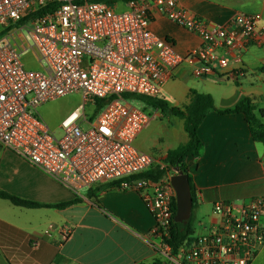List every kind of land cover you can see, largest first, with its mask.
I'll use <instances>...</instances> for the list:
<instances>
[{
    "label": "built area",
    "instance_id": "1",
    "mask_svg": "<svg viewBox=\"0 0 264 264\" xmlns=\"http://www.w3.org/2000/svg\"><path fill=\"white\" fill-rule=\"evenodd\" d=\"M125 7L96 0H0V145L75 197L116 181L137 191L154 219L155 247L170 264H251L264 246L261 197L213 203L215 221L207 231L171 254L174 171L135 148L150 114L123 96L160 98L183 63L196 79L223 72L227 53L264 48L263 18L237 14L230 26L215 27L176 0H131ZM154 12L196 36L200 46L180 56L171 40L151 32ZM243 74L239 68L228 77ZM72 95H80V105L50 129L40 107ZM153 166L165 171L161 180L126 181Z\"/></svg>",
    "mask_w": 264,
    "mask_h": 264
},
{
    "label": "crops",
    "instance_id": "2",
    "mask_svg": "<svg viewBox=\"0 0 264 264\" xmlns=\"http://www.w3.org/2000/svg\"><path fill=\"white\" fill-rule=\"evenodd\" d=\"M176 1L188 14L215 27L230 26L237 14H260L264 21V0ZM149 28L160 39L171 40L180 56L200 46L196 36L158 13L151 15ZM225 57L227 69L205 79L192 77L191 66L181 64L160 96L178 109L188 103L191 90L213 99L215 111L206 114L197 131L202 142L199 156L185 161L195 196L193 211L205 217L199 227L206 229L215 221L213 203L264 199V145L252 139L242 114L217 112L231 110L244 99L250 101L255 113L264 110V48L251 46L242 55L232 52ZM239 68H244L245 74L228 77ZM149 114L150 120L134 145L156 163L164 164L168 151L185 144L188 136L183 120L156 110ZM58 123L48 127L54 130ZM101 185L75 197L0 145V191L49 205L80 200L65 209H26L0 199V264H170L155 247L157 241L150 235L154 219L141 195L117 188L95 192ZM261 225L264 228V217ZM33 243L37 245L33 247ZM251 264H264V246Z\"/></svg>",
    "mask_w": 264,
    "mask_h": 264
},
{
    "label": "trees",
    "instance_id": "3",
    "mask_svg": "<svg viewBox=\"0 0 264 264\" xmlns=\"http://www.w3.org/2000/svg\"><path fill=\"white\" fill-rule=\"evenodd\" d=\"M103 2L113 8H119L125 5L131 0H96ZM124 99L137 101L144 104L146 107L152 110L159 111L164 116L177 117L183 120V129L188 136V141L185 144L179 145L173 150L168 151L167 156L164 160V164L168 170L178 168L181 172L188 175L186 159L188 157L197 158L199 152L202 148V142L198 137V128L203 121L206 114L210 111H215L213 104V99L210 95L198 93L195 90H191L188 94V103L183 106L182 109L173 108L168 105V103L162 98H147L141 96L124 95ZM102 104H98V108ZM144 109V108H143ZM148 111V109H144ZM219 114H242L248 123L249 130L252 139L256 142L262 143L264 145V110H260L255 113L254 108L248 99H244L239 102L233 109L228 111H217ZM165 175L164 170H160L158 166H153L146 172L140 173L133 177H130L126 181L133 183L135 181H151L157 182L161 180ZM188 180L190 184V192L193 201V208L191 217L186 225L179 223H174L173 218L175 216V200L172 202V218L170 226V236L167 240V244L170 247L172 255H176L178 250L182 245L193 239L195 236V229L193 227V209L195 207V196L191 188L190 176L188 175ZM121 189L119 182L106 183L95 189V192H101L108 189ZM0 199L8 201L11 205L16 207H22L26 209H40V208H54V209H65L74 204H77L80 200L79 198H74L73 200L57 204L49 205L37 202H32L24 200L17 196L8 194L6 192L0 191Z\"/></svg>",
    "mask_w": 264,
    "mask_h": 264
},
{
    "label": "rangeland",
    "instance_id": "4",
    "mask_svg": "<svg viewBox=\"0 0 264 264\" xmlns=\"http://www.w3.org/2000/svg\"><path fill=\"white\" fill-rule=\"evenodd\" d=\"M120 10H122V9H120ZM129 101L131 103L141 107V108L149 109L148 107H146L144 104H142L140 102L132 101V100H129ZM80 103H81L80 95H72V96H69L67 98L60 99L56 102L47 104V105L43 106L42 108H40L39 109L40 117L47 125L50 124L52 127H55V125L58 123V121L62 117H64L69 112L75 110L80 105ZM90 110H92L91 107H86V111H90ZM149 110H151V109H149ZM152 111H154V110H151V112ZM147 112L151 113L149 111H147ZM174 174H175V172L173 173V175ZM204 218L205 217L201 213L197 212L196 210L193 211V227L195 229V234H198L200 232H201V234H204L206 232V230H207L206 226L205 227H199L200 222H205ZM171 254H172V252H171Z\"/></svg>",
    "mask_w": 264,
    "mask_h": 264
},
{
    "label": "water",
    "instance_id": "5",
    "mask_svg": "<svg viewBox=\"0 0 264 264\" xmlns=\"http://www.w3.org/2000/svg\"><path fill=\"white\" fill-rule=\"evenodd\" d=\"M173 171L175 174L170 178V185L175 192V216L173 221L174 223L186 225L193 208L188 175L178 168L173 169ZM137 182H140V180Z\"/></svg>",
    "mask_w": 264,
    "mask_h": 264
}]
</instances>
